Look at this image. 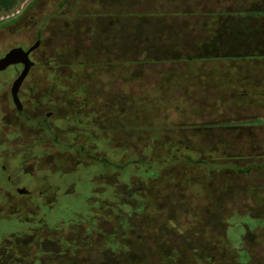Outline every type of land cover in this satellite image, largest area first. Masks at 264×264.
Instances as JSON below:
<instances>
[{
    "label": "rangeland",
    "instance_id": "1",
    "mask_svg": "<svg viewBox=\"0 0 264 264\" xmlns=\"http://www.w3.org/2000/svg\"><path fill=\"white\" fill-rule=\"evenodd\" d=\"M62 1L0 0V51L18 44L24 36L34 43L37 30L42 31L39 45L31 49V57L38 64L23 84L21 94L34 102H44L45 112H53L49 117L51 128L47 130L36 123H24L15 102V108L2 104L4 118L11 120L15 115L20 139L17 143L31 141V148H25L22 157L4 156L15 170H21L13 176L16 184L32 188L39 184L43 189L41 194L3 193L2 250L10 244L21 250L34 249L42 234L46 248H54L58 238L66 242L61 235L75 236L73 233L78 238L94 240L98 247L106 246L108 236L94 230L93 225L96 235L87 234L84 222L91 220L103 230L106 228V217L118 206L110 194L116 195L119 204L128 200L133 190L137 200L145 196L151 202L174 204L178 194L167 189L166 178L158 168L172 155H188L206 162L196 164L192 179L206 176L207 185L183 189L189 198L182 201L190 204L184 203L182 208L191 206L187 213L175 208L176 219L182 216L193 223H203V230L190 236L192 240L204 237L209 225L226 223L227 235L243 259L251 256L252 264H264V97L254 91L246 97L237 95L231 88L238 82L226 80L225 72L215 69L209 71L211 75L204 82L216 85L217 91L190 94L185 87L141 93L132 85L141 89L145 81L139 78L132 82L130 68L123 70L126 65L120 61L155 57L156 51L170 54L174 45H159L152 51L143 48L140 37L147 27L154 34L173 22L176 26L187 23L189 32L199 31L201 23L203 31L213 29L215 21L222 18L216 0H66L61 5ZM134 2L142 8H131ZM221 2L225 1H220L222 6L231 5ZM234 6L244 11L246 5L235 2ZM256 11L264 15V2ZM21 14L24 17L12 25ZM150 15L161 18L152 19ZM128 17L135 18L131 37L125 33L129 29L125 26ZM247 24L258 32L264 18L249 19ZM171 30L173 36V27ZM214 39H209L207 46L218 41ZM261 57L264 56L256 58ZM175 64L178 67L171 66L175 74L185 71V65ZM194 67L191 77L199 80L194 73L199 67ZM128 73L131 76L127 78ZM157 83L147 82L150 88ZM194 83L199 82H190ZM56 134L58 137H54ZM84 136L86 143L97 146L94 154L99 158L107 153L119 164L131 159L139 162L121 167L105 164V159L87 157L77 144ZM73 139L72 148L61 150L65 141ZM112 143L120 145L117 152L113 153ZM41 150L43 155L39 157ZM240 168L244 171L240 172ZM140 182L147 189L140 193L141 199L135 189ZM124 208L128 212L129 206ZM141 208L143 205L136 210L141 212ZM169 235L175 236L174 226L167 238ZM148 252L136 249L135 260L139 263Z\"/></svg>",
    "mask_w": 264,
    "mask_h": 264
},
{
    "label": "trees",
    "instance_id": "2",
    "mask_svg": "<svg viewBox=\"0 0 264 264\" xmlns=\"http://www.w3.org/2000/svg\"><path fill=\"white\" fill-rule=\"evenodd\" d=\"M65 1L63 0L61 5ZM131 8L137 9L142 8V6L139 2H134L131 4ZM126 20L125 26L129 27V29L125 33H127V37H131L135 18L128 17ZM173 23L175 30L185 26L183 22L181 24L178 23L177 26L175 22ZM221 130L222 128L218 132ZM65 142L66 145L61 150L72 148L74 139L71 142ZM77 144L79 150L84 152L87 157L98 161L105 159V164L113 165L115 163L118 166L124 167L139 162L136 159H131L119 164L113 158V160L110 159V155L108 156L107 153H103L104 156L99 158L94 154L97 146L94 143H86L85 136ZM111 145L114 150L113 153L117 152L120 145L118 143H112ZM197 163L204 164L206 162L204 160H196L188 155H183L181 158L172 155L171 159L158 168L161 176L166 178L165 186L168 190L178 194L177 197H179L180 203H177L179 201L177 200L174 204L168 203V205H164L161 200H159L160 203H156L155 201L151 202L147 200L145 196L141 199L142 195L140 193L146 189L145 183L141 182L135 188L138 190L137 195L141 200L135 198L134 190L129 199L121 204H119L120 201L118 198L116 199L115 194H110L109 197L111 196V198L115 199L114 201L118 206L117 209H113V212L106 217V228L103 230V228L95 225L94 221L91 220L90 223L84 222L87 225V234L94 236L96 235L94 230H97L101 234L108 236L106 246L98 247L93 242L94 240H87L88 238L81 239L73 233L75 236L61 235V238L67 240L68 244L66 242L63 243L58 238V243L54 247L56 249L53 250L54 248L45 247V236L42 234L39 235L37 247L34 249L21 250L10 244L5 245V250H2L4 246H0V264H252L251 256L246 260L243 259L239 248L232 244L226 232V223H223L221 226L215 223L209 225L206 229L208 232L204 237L192 240L190 236L194 232L203 230V223H193L188 218L182 216L176 219L175 208L183 209V212L187 213L191 206L189 205L186 208L188 205H184L185 207L182 208V204H190L189 201H182L185 198H189L188 194L185 196L182 193L183 189L190 186L194 187L195 184L199 189L207 185L206 176L192 179ZM262 165L264 166V162ZM239 171L242 172L244 169L240 168ZM148 198L151 197L148 196ZM126 205L129 206L128 212L124 208ZM139 205H143L141 212L136 210ZM91 225L94 226L93 231ZM172 226H174L175 236L169 235V238H167V234ZM97 235L99 236V233ZM59 240L62 241L61 244ZM140 247L144 251L148 250L149 252L138 263L135 260V253L136 249ZM188 248L190 250L187 252Z\"/></svg>",
    "mask_w": 264,
    "mask_h": 264
},
{
    "label": "crops",
    "instance_id": "3",
    "mask_svg": "<svg viewBox=\"0 0 264 264\" xmlns=\"http://www.w3.org/2000/svg\"><path fill=\"white\" fill-rule=\"evenodd\" d=\"M220 1L231 2V5L222 6L219 4ZM225 2L221 3L224 4ZM235 2H243L246 5L244 8L242 7L244 11H237L234 6ZM263 2L264 0H216L215 4L218 5L219 9L217 12L222 15V18L215 21L217 26L215 24L211 30L203 31L204 25L201 23L199 24L201 26L197 27L199 31L189 32L186 23L183 26L186 29L176 31L174 25H168L160 33L156 32L154 34V30L151 31V28L147 27L146 33L140 37L142 45L145 46L143 48L152 51L159 45L168 44V47L174 45L170 54L165 56L156 51L155 57L140 58V60L121 58L120 61L124 62L122 65H126L123 70L130 68V74L134 76L131 79L132 82H134V79L139 78L145 81L141 84V89L136 86L137 84L132 85L135 88L137 87V90L141 93L149 90L164 89L169 91L185 87L188 88V91H191L190 94L199 90L203 92L217 91L216 85L204 82L206 77L211 75L209 71L215 69L218 73L225 72L226 80L238 82L235 87L231 88L237 95L240 94V96L246 97L248 93L254 91L259 96L264 97V57L256 58L260 55L264 56V26H262V30L257 32L255 27L247 24L249 19L264 18L263 13H258L261 10L256 11L261 9ZM154 17L157 16L151 15L152 19ZM196 24L198 26V21ZM170 26L173 27V36ZM207 28L209 27L207 26ZM150 31L151 35L149 34ZM214 37L218 41L211 46H207ZM148 39L150 42L147 44ZM203 40H205V48L202 44ZM213 49L216 52L212 54ZM158 61H162L160 62L163 65L162 70L159 69L161 65H158ZM109 62L113 63V61ZM176 62L185 65V71L175 74L176 70L172 69L171 66L178 67V64H175ZM194 66L199 67V71L194 72L199 75V80L191 77ZM207 67L211 68L210 70L207 69L208 72H206ZM131 75L128 73L126 76L128 78ZM192 80L199 83L192 85L190 84ZM150 81H158L156 87L150 88V84H147ZM159 82L165 83L161 85ZM244 113L246 114V112ZM238 118L244 117L238 116Z\"/></svg>",
    "mask_w": 264,
    "mask_h": 264
},
{
    "label": "flooded vegetation",
    "instance_id": "4",
    "mask_svg": "<svg viewBox=\"0 0 264 264\" xmlns=\"http://www.w3.org/2000/svg\"><path fill=\"white\" fill-rule=\"evenodd\" d=\"M24 15L25 14H21L16 20L13 21L12 25H14V23L17 20H19L21 17H24ZM41 33L42 31L39 28L36 32V35L38 34L36 37H37V40L39 41H41L40 39ZM36 41L34 43H31V39H29L27 36L26 37L24 36L23 40L20 41L18 44L11 46L7 50H1L0 57L5 55L9 49L15 46H22L25 49H30L31 46H33L36 43ZM30 57H31V51H30ZM33 60H35V64L31 66L28 75L24 79L19 89L18 94H19L20 101L22 103V107H17V110H18L17 112H18V115H23L24 123H29V124L36 123L40 128H46L47 130H49L51 128L50 123H49L50 122L49 117L52 115L53 112L52 111L45 112L47 105H45L44 102L40 100L37 102H34L30 98H26V96H22L21 94L23 84L25 83L26 79L30 75V72L32 71L34 66L38 64V61L36 59H33ZM23 67L24 66L22 63H16V64H10L4 69H0V106H1L0 107V198L2 197L3 193H6V192L9 193L13 191H15L16 194L18 193L21 195H27L32 192L34 193L35 191H37L39 194L43 192V189L41 188L42 186H40L39 184H37L36 187L34 188H32L33 186L32 187L30 186L31 188L27 187L24 184L17 185L13 176L14 174H16L15 172L20 173L19 171L21 170L20 169L15 170V168L11 166L8 160L5 159L4 157L6 155L7 156L18 155L19 157H22V154L25 151V148H29V149L31 148V141L28 142V140L23 139L17 143V141H19L20 139H17V135H18L16 132L17 128L15 127V122H14L15 115L13 116V118H11V120L13 119V121H11L10 119H7V117L4 118L5 111L3 110V107H2V104H3V106L6 105L9 108H12V107L15 108L16 100L12 94L11 86H12L14 79L21 72ZM10 80L12 81L11 84H10ZM9 84H10V87H8ZM42 92L44 93L45 91L43 90ZM1 96L6 97V98L1 99ZM37 104H44V105L37 106ZM56 136L58 137L57 134L54 135V137ZM42 141L43 140H40L38 141V143L40 144L42 143ZM42 155L43 153L41 150L40 152H38V156L40 157ZM51 187L52 186L50 185L48 188H51ZM21 190H27V191H21Z\"/></svg>",
    "mask_w": 264,
    "mask_h": 264
},
{
    "label": "water",
    "instance_id": "5",
    "mask_svg": "<svg viewBox=\"0 0 264 264\" xmlns=\"http://www.w3.org/2000/svg\"><path fill=\"white\" fill-rule=\"evenodd\" d=\"M40 41L37 40L36 43L31 46L30 49H25L22 46H15L9 49L5 55L0 57V69H4L10 64H16V63H22L23 64V69L21 72L16 76L14 79L11 90L12 94L16 100V104L19 105L18 107H22V103L19 98V89L28 75L30 68L32 65L35 64V60H33L30 57V51L32 48H35L39 45ZM21 191H27V190H21Z\"/></svg>",
    "mask_w": 264,
    "mask_h": 264
}]
</instances>
